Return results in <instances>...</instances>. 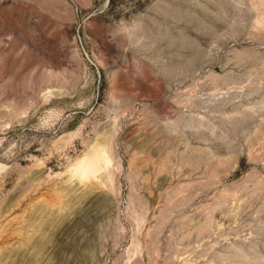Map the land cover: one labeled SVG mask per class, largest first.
Masks as SVG:
<instances>
[{"label": "rangeland", "instance_id": "obj_1", "mask_svg": "<svg viewBox=\"0 0 264 264\" xmlns=\"http://www.w3.org/2000/svg\"><path fill=\"white\" fill-rule=\"evenodd\" d=\"M0 264H264V0H0Z\"/></svg>", "mask_w": 264, "mask_h": 264}]
</instances>
